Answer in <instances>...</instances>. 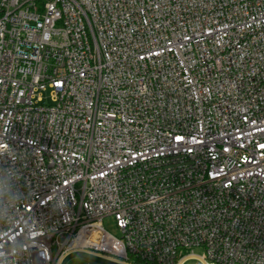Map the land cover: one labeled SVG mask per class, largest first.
Listing matches in <instances>:
<instances>
[{"label":"built area","instance_id":"built-area-1","mask_svg":"<svg viewBox=\"0 0 264 264\" xmlns=\"http://www.w3.org/2000/svg\"><path fill=\"white\" fill-rule=\"evenodd\" d=\"M76 253L264 264V0H0V264Z\"/></svg>","mask_w":264,"mask_h":264},{"label":"rangeland","instance_id":"rangeland-1","mask_svg":"<svg viewBox=\"0 0 264 264\" xmlns=\"http://www.w3.org/2000/svg\"><path fill=\"white\" fill-rule=\"evenodd\" d=\"M105 228L112 234L118 236L119 232L115 227V223L112 218L104 219ZM202 250L196 249L194 254L200 255ZM197 261L193 260L189 264H196ZM62 264H119L107 259L99 258L93 255L85 254V253H76L67 257Z\"/></svg>","mask_w":264,"mask_h":264},{"label":"trees","instance_id":"trees-1","mask_svg":"<svg viewBox=\"0 0 264 264\" xmlns=\"http://www.w3.org/2000/svg\"><path fill=\"white\" fill-rule=\"evenodd\" d=\"M136 264H139V263H136Z\"/></svg>","mask_w":264,"mask_h":264}]
</instances>
